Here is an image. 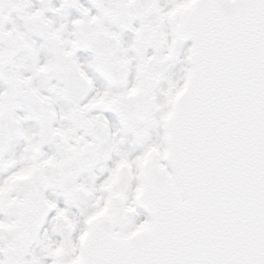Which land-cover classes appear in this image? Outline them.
Wrapping results in <instances>:
<instances>
[{
  "label": "snow or ice",
  "instance_id": "snow-or-ice-1",
  "mask_svg": "<svg viewBox=\"0 0 264 264\" xmlns=\"http://www.w3.org/2000/svg\"><path fill=\"white\" fill-rule=\"evenodd\" d=\"M0 264H264V0H0Z\"/></svg>",
  "mask_w": 264,
  "mask_h": 264
}]
</instances>
